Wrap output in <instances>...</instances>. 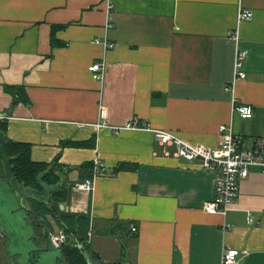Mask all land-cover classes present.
<instances>
[{
	"label": "crops",
	"instance_id": "0c3cea01",
	"mask_svg": "<svg viewBox=\"0 0 264 264\" xmlns=\"http://www.w3.org/2000/svg\"><path fill=\"white\" fill-rule=\"evenodd\" d=\"M111 2L108 15L106 0H0L3 138L31 144L35 162L59 156L62 166L74 168L64 182L81 183L75 168L94 164L87 178L93 189L74 186L64 209L90 217L88 241L93 246L96 237L93 249L108 264H222L225 246L237 250L236 264H264V173L258 168L241 180L226 215L208 214L203 206L215 196V173L165 156L152 131L117 135L96 126L137 117L151 130L217 148L220 126L232 124L250 148L264 137V0ZM239 6L254 16L239 27V46L249 53L247 77L230 93L225 86L233 83L235 45L228 36ZM95 39L113 46L105 49ZM103 60L104 79L94 80L88 68ZM6 86L22 90L15 97ZM234 101L253 106L254 116L233 113ZM96 162L105 166L103 174ZM121 163L132 169L114 175Z\"/></svg>",
	"mask_w": 264,
	"mask_h": 264
},
{
	"label": "built area",
	"instance_id": "2783aa9c",
	"mask_svg": "<svg viewBox=\"0 0 264 264\" xmlns=\"http://www.w3.org/2000/svg\"><path fill=\"white\" fill-rule=\"evenodd\" d=\"M107 14L110 15L114 10L111 0H106ZM252 10L239 6L237 14V26L229 33L228 39L235 45L234 57V78L233 83L225 86V91L233 93L234 85L237 80L245 79L247 73L244 70L249 53L245 49H241L239 27L245 22L253 18ZM93 44H102L105 49L113 46L108 39L101 41L95 39ZM105 61L94 62L88 68L94 80L102 81L105 76ZM233 113L238 114L244 119H250L254 116L253 106L240 104L234 101ZM3 116H0V120ZM99 129H108L114 134H120L123 131H152L155 141L160 145L165 156H173L178 160L187 162H198L200 167L209 172L215 173L217 182L215 186V196L212 200L204 203L203 210L208 214L226 215L233 206L239 196L240 182L250 176L252 168H258L264 173V137H257L250 148L245 147L244 137L235 134L232 124L222 125L219 128L220 143L217 148H208L201 145H192L185 142L179 136L164 130H151L149 124H140L137 117L132 118L123 125L113 126L106 122L96 125ZM175 148L171 151L170 148ZM99 173H104L105 166L101 162H96ZM94 180L87 179L75 186L83 191H91L93 189ZM254 217L249 215L248 223L253 224ZM230 225H227L228 229ZM137 228L131 225V231L136 232ZM92 231L89 232V237ZM50 238L60 248L68 242V235L61 229L55 228L50 233ZM76 245H80L74 242ZM238 260V252L235 248L225 246L222 252V264H236Z\"/></svg>",
	"mask_w": 264,
	"mask_h": 264
},
{
	"label": "trees",
	"instance_id": "16d2710c",
	"mask_svg": "<svg viewBox=\"0 0 264 264\" xmlns=\"http://www.w3.org/2000/svg\"><path fill=\"white\" fill-rule=\"evenodd\" d=\"M5 90L16 96L18 91L22 89L17 86H6ZM18 99V98H17ZM16 100V98H15ZM6 123L0 121V135L6 133ZM0 136V137H1ZM87 145H95V140ZM32 145L27 143L13 142L5 138L4 151L9 158V167L11 174L17 181L19 186L25 189L37 192L39 194L47 192V202L30 199L31 207L35 212V216L31 218L35 224L36 218L45 219L51 227V231L55 227L63 229L68 235V242L60 249L62 250L63 258L68 264H88L86 252H82L80 248L75 247L74 242L85 243L88 241V234L91 231V219L86 215L69 214L66 210H61L60 205H66L72 188L75 186L66 180L64 176L74 168H67L59 163V156L50 163L35 162L31 157ZM94 164L87 162L75 169L80 172L79 182H84L88 176H91ZM132 169L126 163L119 164L113 171L116 175L121 171ZM3 157L0 151V174L3 175ZM101 174V173H100ZM103 174V173H102ZM53 217L50 221L48 217ZM126 228L127 226L124 225ZM0 236V240H1ZM86 250H90L91 246H85Z\"/></svg>",
	"mask_w": 264,
	"mask_h": 264
},
{
	"label": "water",
	"instance_id": "95a60500",
	"mask_svg": "<svg viewBox=\"0 0 264 264\" xmlns=\"http://www.w3.org/2000/svg\"><path fill=\"white\" fill-rule=\"evenodd\" d=\"M5 139H0V151L3 157V166L5 175L0 174V236L5 245V253L13 258V264H68L62 254L59 246L52 242L50 235H45L46 241L39 236L38 228H43V224H33L31 218L35 216L30 199L47 202L44 196L47 192L41 194L18 186L19 190L15 192L11 189L9 167V158L4 151ZM15 196L18 201V208H13L11 214L19 215L21 224H14L1 212V207L7 200ZM60 208L64 210V205ZM20 210L19 213H16ZM84 252V249H81ZM88 264H97L90 262L88 254ZM120 264H125L124 262Z\"/></svg>",
	"mask_w": 264,
	"mask_h": 264
},
{
	"label": "flooded vegetation",
	"instance_id": "af4514ba",
	"mask_svg": "<svg viewBox=\"0 0 264 264\" xmlns=\"http://www.w3.org/2000/svg\"><path fill=\"white\" fill-rule=\"evenodd\" d=\"M41 223L43 224V228L41 229L38 228L39 232L41 231L39 233V236L41 237L43 241H46L45 235H50V233L52 232L51 227L45 219L40 218V217L36 218L35 225L41 224ZM89 244H91L90 240L86 241L84 244L80 243L79 246L76 244L74 246L77 248H80V250L84 249V252L88 253L90 262L97 263V264H108L105 262V259H103V256L99 252H97L95 249L93 248H91L90 250L85 249V246H88ZM3 258L8 259L7 260L8 262H6L7 264H13V258L9 257L8 255L6 256L5 254H3ZM1 261H2V257L0 256V262Z\"/></svg>",
	"mask_w": 264,
	"mask_h": 264
},
{
	"label": "rangeland",
	"instance_id": "374dc122",
	"mask_svg": "<svg viewBox=\"0 0 264 264\" xmlns=\"http://www.w3.org/2000/svg\"><path fill=\"white\" fill-rule=\"evenodd\" d=\"M1 136V135H0ZM2 137V136H1ZM0 137V139H1ZM4 171V170H3ZM5 171L3 172V175H5ZM11 181V184L10 187L11 189L15 192V189L16 190H19L18 189V183L17 181L14 179V177L12 176V174H10V178H9ZM45 199H48V195H45L44 196ZM16 207L18 208V201L17 199L15 198V196L11 197L9 200H7L5 202V204L1 207V212L9 219V221L13 222L14 224H21V221H20V216L18 215H12L11 212L14 209H16ZM20 210H17L16 213H19ZM56 228V227H55ZM93 240V246L95 247V243H96V237H94L93 239L91 238V241ZM91 246V248H93V246L91 244H89ZM6 255V253H4ZM0 256L2 257V261L0 262V264H6V262H8L7 260L8 259H5L3 258V254ZM7 256V255H6Z\"/></svg>",
	"mask_w": 264,
	"mask_h": 264
}]
</instances>
